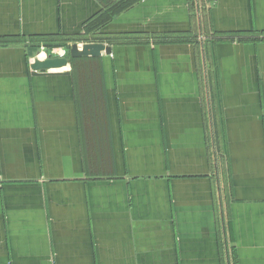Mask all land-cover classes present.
Instances as JSON below:
<instances>
[{"label": "crops", "instance_id": "0c3cea01", "mask_svg": "<svg viewBox=\"0 0 264 264\" xmlns=\"http://www.w3.org/2000/svg\"><path fill=\"white\" fill-rule=\"evenodd\" d=\"M92 23L99 127L71 66L0 48V264H264V0H0V40Z\"/></svg>", "mask_w": 264, "mask_h": 264}, {"label": "rangeland", "instance_id": "374dc122", "mask_svg": "<svg viewBox=\"0 0 264 264\" xmlns=\"http://www.w3.org/2000/svg\"><path fill=\"white\" fill-rule=\"evenodd\" d=\"M189 7H190V14L193 19L195 16V8L191 7V3ZM203 33H204L205 38H202V40L203 42L208 43L209 35L208 36L206 35L207 33L206 31H204ZM211 36L213 37V35ZM240 36L242 38L245 37V39L247 40H249V38L252 37L251 35L249 36L246 34L245 35L243 34ZM185 39H188V37H186ZM190 39L191 40L187 42L198 43L196 42V39L193 38L192 36L190 37ZM198 39H201V37L197 38V41ZM256 39L262 40L263 38L261 37L258 38L257 36ZM104 40H107V37L106 38L100 37L99 30H95L91 32L90 34H86L85 36L83 34H80L75 37H69V38H63V39L62 38H59V39L43 38V39H33V40L32 39H26V40L4 39V40H0V48H10L12 49V51L14 49H23V50L24 48L28 49V53L31 52V54H28L26 56V63H27V66H29V64H31L33 60L40 54L45 53L48 56L54 58L60 54H63L64 51L68 52V48L75 43L82 45V44H87L90 42L98 43ZM179 40L182 41L183 38L182 37H179V38L178 37H163V36H154V35H138V36H125V37H119V38H112L113 43H115V45L119 47L139 46L141 44L143 45L147 44V42L174 44V43H179L180 42Z\"/></svg>", "mask_w": 264, "mask_h": 264}, {"label": "trees", "instance_id": "16d2710c", "mask_svg": "<svg viewBox=\"0 0 264 264\" xmlns=\"http://www.w3.org/2000/svg\"><path fill=\"white\" fill-rule=\"evenodd\" d=\"M115 14L117 13L108 11L106 13L107 20H110ZM93 31H95V23L90 24L86 28L85 35ZM71 67L72 72L76 74L78 83L82 87L80 94L82 96L84 115L89 116L92 121H95V124H92L93 127H99L100 124L97 122L99 117L103 118L105 116L100 61L91 58L72 59Z\"/></svg>", "mask_w": 264, "mask_h": 264}, {"label": "water", "instance_id": "95a60500", "mask_svg": "<svg viewBox=\"0 0 264 264\" xmlns=\"http://www.w3.org/2000/svg\"><path fill=\"white\" fill-rule=\"evenodd\" d=\"M69 55L65 58H36L30 65L35 72L61 70L71 66L72 59L101 58L112 55V47L100 43L73 44L69 48Z\"/></svg>", "mask_w": 264, "mask_h": 264}, {"label": "built area", "instance_id": "2783aa9c", "mask_svg": "<svg viewBox=\"0 0 264 264\" xmlns=\"http://www.w3.org/2000/svg\"><path fill=\"white\" fill-rule=\"evenodd\" d=\"M67 55H68V52L64 51L63 54H60V55H58L57 57H54V58H64ZM39 57H43V58L47 59L50 56H48L47 54L43 53V54H40Z\"/></svg>", "mask_w": 264, "mask_h": 264}]
</instances>
